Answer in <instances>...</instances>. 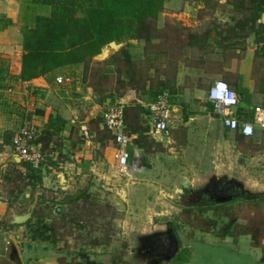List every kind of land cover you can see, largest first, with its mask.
I'll return each instance as SVG.
<instances>
[{"label":"rangeland","instance_id":"rangeland-1","mask_svg":"<svg viewBox=\"0 0 264 264\" xmlns=\"http://www.w3.org/2000/svg\"><path fill=\"white\" fill-rule=\"evenodd\" d=\"M263 31L264 0H165L159 18L138 39L115 40L118 50L104 56L106 45L99 55L75 65L68 72L70 87L35 94L37 105L52 108L55 119L86 125L90 133L86 139L81 126V132L74 127L42 145L48 167L41 184L15 165L12 145L6 144L26 117L33 119V107L13 100L14 87L4 89L0 202L7 208L0 209L5 211L0 264H11L14 242L20 247L48 244L50 254L64 264H145L137 256L141 241L169 228L179 240V252L167 264H264V145L237 142L207 99L224 59L216 49L238 47L242 54ZM6 68L4 76L10 75ZM162 90L184 108L185 120L170 139L138 137L139 170H122L112 138L99 124L101 108L125 99L132 107L129 131L136 125L145 130L146 117L137 104ZM129 153L132 160L133 147ZM225 177L254 198L204 206L186 195L208 190L214 181L226 183ZM185 181L188 189H183ZM77 192L73 201L66 200ZM35 195L39 199L30 222L9 223L30 209Z\"/></svg>","mask_w":264,"mask_h":264},{"label":"trees","instance_id":"trees-1","mask_svg":"<svg viewBox=\"0 0 264 264\" xmlns=\"http://www.w3.org/2000/svg\"><path fill=\"white\" fill-rule=\"evenodd\" d=\"M32 1L37 5L48 6L51 9V14L49 16H37L33 27L25 26L21 30L23 56L19 80L22 82L44 77L56 71L69 72L72 70L70 68L75 65L83 64L90 58L99 55L102 47L115 40L138 39L139 32L150 30L152 24L159 18L165 2V0ZM4 21H6L5 24H0V28L13 25L11 20ZM263 36L264 31L256 41L257 45L263 41ZM257 50L264 51V49L259 48ZM5 64V60L0 57V100L3 97L2 91L7 88L11 89L14 80L11 73L8 76L3 75L7 70V64L6 66ZM68 75L69 77L72 76L70 73ZM37 92L35 90L33 93L36 94ZM143 111L147 123L145 130L136 125L132 131H129L126 121L128 132L138 134V137L148 135L147 132L150 129L148 112L144 108ZM126 112L128 111L125 110V114ZM37 113L42 114L43 112L37 111ZM66 123L61 117L50 118L47 127L41 131L37 143L42 147L46 141L59 136ZM99 124L112 138L111 133L104 127L102 119ZM14 134H11L9 140L6 139V144H11ZM138 144L139 141H137ZM139 148L142 149V147ZM130 152L132 153V151ZM15 165L20 166V164ZM47 165L45 164L40 170H36L26 163L21 166L25 167L41 184L43 172L48 167ZM61 211L59 210V213Z\"/></svg>","mask_w":264,"mask_h":264},{"label":"crops","instance_id":"crops-1","mask_svg":"<svg viewBox=\"0 0 264 264\" xmlns=\"http://www.w3.org/2000/svg\"><path fill=\"white\" fill-rule=\"evenodd\" d=\"M50 14L51 9L48 6L37 5L33 3L32 0H0V24H5L6 21L4 20H11L13 22V25L0 28V57L5 59L7 67L9 68L10 73L12 74L14 79L12 87L15 88V95H17V97L13 100L15 102L19 101L22 104H25L26 102L29 108L33 107V110L30 109V111H33L32 122H34L40 128L41 131L47 127L50 118L55 119V116L52 112V108H47V106L45 105L42 107L38 106L39 104L37 105L36 100L38 96H36L33 92L35 90H37L38 92H50L49 89L54 88V86L66 89L70 87L71 84L60 85L57 83L58 77H69L67 73L68 71H56L44 77H40L27 82H22L19 80V76L22 71L23 56L21 30L25 26L33 27L35 25V20L37 16H49ZM250 41H252V43L250 44V46H248L246 50H243L242 54H240L241 50L238 47L235 50H229L225 48L216 49V56H222L224 59H222V62L220 63V68L218 70L219 79L214 80L211 84L212 86L216 81L219 80L227 82L241 100V111L251 110L255 106L264 107V51L260 52L257 50V44L255 40L252 39ZM220 51H222V53ZM228 52L234 53L232 57L227 56ZM235 54L237 55V57L235 56ZM210 56L212 57L213 54H210ZM70 69L75 70V66ZM32 96H35L36 98H32ZM124 103H126V110L129 112L132 107L129 106L130 104H128L125 99ZM137 105H139L142 109L144 108L143 106H141L142 104ZM212 110L214 112L213 105ZM37 111H42L43 113L40 114L37 113ZM128 112H126V118ZM61 118L67 122L63 130V135H69L74 127L81 132V125L78 126L75 121L68 122V120L63 116H61ZM217 119L220 121L221 126L224 127L221 119L218 116ZM126 121L128 123V118ZM223 129L225 130L226 128L224 127ZM149 131L147 132V134L151 136V134H149ZM226 131L231 132L228 129H226ZM231 134H233V136L237 139V142H244L246 140L251 139L256 141L259 145H264V141L261 137V134L256 135L253 138H246L239 132H231ZM136 135L138 137V134ZM135 144L136 143H134L133 146V152L135 156H139V149L136 147ZM113 151L115 155L114 148ZM23 163L24 162L21 161L20 163L15 164H20L21 166ZM43 174H45L46 176L47 172L45 171L43 172ZM3 208H7L6 204L4 205V203L0 202V209L3 210ZM3 212H0V220L4 217ZM26 224L27 223H25L24 226ZM17 226L21 227L23 225ZM13 246L17 248L21 257L22 264H34L36 262L38 264H64L61 263L58 255L50 254L48 244H45L44 246L42 244L36 245L33 243H27L24 247H20L16 242H14L11 247ZM262 260H264V258H262Z\"/></svg>","mask_w":264,"mask_h":264},{"label":"built area","instance_id":"built-area-1","mask_svg":"<svg viewBox=\"0 0 264 264\" xmlns=\"http://www.w3.org/2000/svg\"><path fill=\"white\" fill-rule=\"evenodd\" d=\"M227 21L225 20V22ZM257 48L264 49V36ZM57 83L60 85L71 84L72 79L58 77ZM207 98L226 129L231 132H239L246 138H253L261 134L264 141V107L255 106L251 110L241 111L239 96L223 80L216 81L209 88ZM142 106L148 112L149 134L155 139L162 141L170 139L173 131L185 120L184 108L167 91L151 97ZM126 108L127 105L124 102L105 104L101 108V119L104 127L112 135L111 143L115 150L114 158L117 166L122 170L134 173L139 170L140 161L137 156L131 160L129 148L134 146L138 137L127 130ZM81 130L84 137L89 139L88 127L83 125ZM40 133V128L31 119L26 118L14 134L11 142L15 155L36 170H40L45 165L46 160L41 145L37 143Z\"/></svg>","mask_w":264,"mask_h":264},{"label":"flooded vegetation","instance_id":"flooded-vegetation-1","mask_svg":"<svg viewBox=\"0 0 264 264\" xmlns=\"http://www.w3.org/2000/svg\"><path fill=\"white\" fill-rule=\"evenodd\" d=\"M224 180H227V182L214 181L208 190L192 191L191 194L187 193L186 195L190 196V199L196 204L204 206L227 204L245 196L247 198H254L252 194L246 193L236 182H230L228 179ZM75 196H67L66 200L69 202L73 201ZM150 239L149 242L145 238L141 241V250H139L137 256L145 264H167L160 261L159 257L162 256L163 252H155Z\"/></svg>","mask_w":264,"mask_h":264},{"label":"water","instance_id":"water-1","mask_svg":"<svg viewBox=\"0 0 264 264\" xmlns=\"http://www.w3.org/2000/svg\"><path fill=\"white\" fill-rule=\"evenodd\" d=\"M119 47L120 45H118L116 42L113 41L104 48L103 55L108 56L110 54V50L113 49L118 50ZM15 159H16V163L21 162L18 156H16ZM225 179H227V177H225ZM235 181H236L235 179H230V182H235ZM188 187H189L188 181H185L183 183V189H188ZM181 191L183 192V190ZM79 195L80 193L77 192L76 196L73 199L77 198ZM252 196L254 197V195ZM37 201H38V195H35V197L32 200L30 209L27 212L14 215L13 219L9 223L15 225H24L25 223H27L32 218ZM145 239H147L148 242L150 239V243L153 244L155 252H163L162 256L159 257L160 261H162L163 263H170L179 252V240L173 228H169L166 232L157 233L145 237ZM11 249L12 251L9 257L11 264H22L21 257L19 255L17 248L13 246L11 247Z\"/></svg>","mask_w":264,"mask_h":264}]
</instances>
